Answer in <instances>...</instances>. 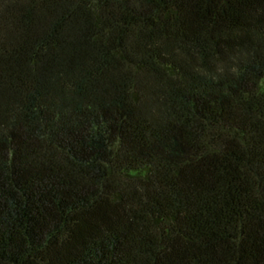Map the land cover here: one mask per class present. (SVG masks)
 Masks as SVG:
<instances>
[{
    "label": "trees",
    "instance_id": "trees-1",
    "mask_svg": "<svg viewBox=\"0 0 264 264\" xmlns=\"http://www.w3.org/2000/svg\"><path fill=\"white\" fill-rule=\"evenodd\" d=\"M0 264H264V0H0Z\"/></svg>",
    "mask_w": 264,
    "mask_h": 264
}]
</instances>
